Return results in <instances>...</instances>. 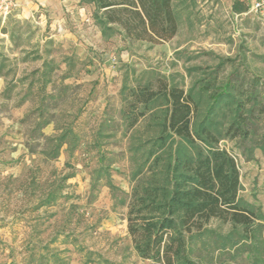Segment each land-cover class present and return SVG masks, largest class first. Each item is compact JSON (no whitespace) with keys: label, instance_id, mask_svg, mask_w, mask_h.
Masks as SVG:
<instances>
[{"label":"rangeland","instance_id":"374dc122","mask_svg":"<svg viewBox=\"0 0 264 264\" xmlns=\"http://www.w3.org/2000/svg\"><path fill=\"white\" fill-rule=\"evenodd\" d=\"M13 1L0 19V264H160L137 256L126 229L141 162L129 147L147 134L143 124L122 125L121 87L160 73L187 90L216 68L220 80H264V23L234 11V0H174L172 39L105 40L87 0ZM208 104L199 100V119ZM49 117L46 137L70 132L56 157L51 139L27 148ZM220 146L237 163L241 197L264 217V149L249 140ZM258 252L227 264H256V256L264 264Z\"/></svg>","mask_w":264,"mask_h":264},{"label":"trees","instance_id":"16d2710c","mask_svg":"<svg viewBox=\"0 0 264 264\" xmlns=\"http://www.w3.org/2000/svg\"><path fill=\"white\" fill-rule=\"evenodd\" d=\"M87 1L94 4L93 21L105 40L122 33L131 42L159 44L177 33L174 0ZM241 7L233 1L234 11ZM206 75L187 90L178 78L160 73L141 74L131 83L125 79L121 87L122 125L133 131L143 124L147 134L129 147L141 162L125 203L127 233L141 259L227 264L264 250V217L241 197L237 163L220 146L223 139L249 140L264 149V80L247 83L238 75L220 80L218 68ZM202 97L209 104L199 119ZM52 121L37 124L38 135L27 143L30 151L40 139H51L56 157L67 143L68 131L53 138L40 131ZM254 261L260 264L258 256Z\"/></svg>","mask_w":264,"mask_h":264},{"label":"built area","instance_id":"2783aa9c","mask_svg":"<svg viewBox=\"0 0 264 264\" xmlns=\"http://www.w3.org/2000/svg\"><path fill=\"white\" fill-rule=\"evenodd\" d=\"M16 6L13 0H0V19H4L11 13ZM254 14L262 23H264V0H247L246 11L244 14Z\"/></svg>","mask_w":264,"mask_h":264},{"label":"crops","instance_id":"0c3cea01","mask_svg":"<svg viewBox=\"0 0 264 264\" xmlns=\"http://www.w3.org/2000/svg\"><path fill=\"white\" fill-rule=\"evenodd\" d=\"M238 1V0H237ZM245 2V6L247 5V0H244ZM40 4H42L41 3V1H38ZM44 2L46 3L47 2V0H44ZM51 1L49 0V3H50ZM240 3H241V5H242V1H239ZM245 12V10H244V8H243V10H241V11H239V13L241 14V13H244ZM99 34H100V31L98 32ZM101 35V34H100Z\"/></svg>","mask_w":264,"mask_h":264}]
</instances>
